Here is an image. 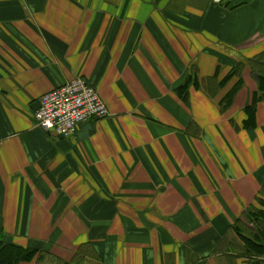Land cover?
I'll use <instances>...</instances> for the list:
<instances>
[{
    "label": "crops",
    "instance_id": "crops-1",
    "mask_svg": "<svg viewBox=\"0 0 264 264\" xmlns=\"http://www.w3.org/2000/svg\"><path fill=\"white\" fill-rule=\"evenodd\" d=\"M257 68L264 0H0V237L43 251L21 264H264L232 228L260 234L244 215L264 208V101L254 129L229 122ZM77 76L108 114L38 127L39 97Z\"/></svg>",
    "mask_w": 264,
    "mask_h": 264
},
{
    "label": "trees",
    "instance_id": "trees-1",
    "mask_svg": "<svg viewBox=\"0 0 264 264\" xmlns=\"http://www.w3.org/2000/svg\"><path fill=\"white\" fill-rule=\"evenodd\" d=\"M257 91H254L251 95L250 102L247 103L244 108V118L240 121V124L234 122V120H229L231 125L235 130L241 129H254L256 127L255 111L256 105L259 101H264V68H257ZM237 76L235 83L224 93V95L218 101L219 112L224 113L232 104L233 98L237 91L243 85V79L241 77L240 71H237L236 68H231V70L220 80L218 83L222 87L232 76ZM198 87V80L196 71L188 75L184 81L175 88V93L183 101L184 104H188V88L190 86ZM192 127H197L195 123H192ZM257 202L258 198H257ZM244 217L253 219H259L257 222V231L260 234H256L255 238H250L244 236L237 227V222L233 225V230L240 237V239L245 244V253L251 255L252 253L256 256H264V208H253V211H250V215L245 213ZM43 251L37 248L23 247L21 245L4 241L0 237V264H21V262H31L33 260H40L42 258ZM80 252L78 250L74 257L70 261L63 260L59 257H53L55 260L54 264H81L78 262L77 255ZM80 258V256H79ZM252 259V258H251ZM253 264L260 263L259 259L252 260Z\"/></svg>",
    "mask_w": 264,
    "mask_h": 264
},
{
    "label": "built area",
    "instance_id": "built-area-1",
    "mask_svg": "<svg viewBox=\"0 0 264 264\" xmlns=\"http://www.w3.org/2000/svg\"><path fill=\"white\" fill-rule=\"evenodd\" d=\"M107 114L95 87L85 78L77 76L43 93L33 117L41 129L68 137L79 125Z\"/></svg>",
    "mask_w": 264,
    "mask_h": 264
},
{
    "label": "rangeland",
    "instance_id": "rangeland-1",
    "mask_svg": "<svg viewBox=\"0 0 264 264\" xmlns=\"http://www.w3.org/2000/svg\"><path fill=\"white\" fill-rule=\"evenodd\" d=\"M236 67H237V68H236L237 71H241L242 68H241L240 65H238V66H236ZM234 69H235V68H234ZM236 80H237V79L234 78V81H236ZM237 122H239V124H240V121H237ZM235 123H236V122H235ZM255 134H256V133H255ZM253 139H255V138L253 137L251 140H253ZM83 252H85V251L83 250ZM85 264H89V263L86 262Z\"/></svg>",
    "mask_w": 264,
    "mask_h": 264
},
{
    "label": "water",
    "instance_id": "water-1",
    "mask_svg": "<svg viewBox=\"0 0 264 264\" xmlns=\"http://www.w3.org/2000/svg\"><path fill=\"white\" fill-rule=\"evenodd\" d=\"M255 75V74H254Z\"/></svg>",
    "mask_w": 264,
    "mask_h": 264
}]
</instances>
